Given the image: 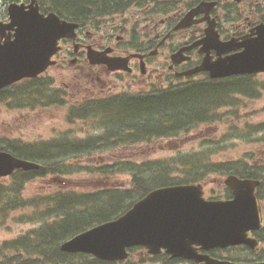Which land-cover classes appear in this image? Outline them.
Returning <instances> with one entry per match:
<instances>
[{"label":"trees","instance_id":"16d2710c","mask_svg":"<svg viewBox=\"0 0 264 264\" xmlns=\"http://www.w3.org/2000/svg\"><path fill=\"white\" fill-rule=\"evenodd\" d=\"M49 1L50 3L47 2L49 8L45 7L48 11L71 22L95 18L97 13L101 12L100 5L92 6L99 0H90L87 10L83 9V0ZM108 1L112 3L113 0ZM78 10H83V12H76ZM39 81L34 79V82ZM40 84L44 87L39 91H45L48 86ZM239 87L240 85L236 81L216 82L207 78L200 82H190L147 96H113L111 99L88 102L79 107L72 106L69 118L78 117L81 119L89 115L101 114L105 120L106 135L113 136L115 141L120 137L127 142L146 141L151 137L168 138L208 124L212 120L211 117L215 110L223 107L231 94L243 92L239 91ZM36 91L31 94L30 91L19 93L0 90V101L10 98L17 102H21V100L35 101L36 97L43 96ZM54 96L43 97L47 100H45L46 102L55 104L59 100L57 93ZM260 127L264 129V125ZM123 131H125L124 134ZM105 139L107 138L93 137L77 141L62 139L29 144L19 140L0 139V151L40 165L38 170L15 171L8 178L3 179V183L2 180L0 181V217L8 210H15L22 207L23 204L31 209L34 208V211H38L42 206L44 208L42 210L44 213L41 211L36 213L43 220L41 226L0 247V254L2 250L17 252L13 257H9L4 264H113L97 260L86 254L64 253L60 251L59 247L76 234L122 215L135 201L144 197L152 189L177 184L201 183L211 174H222L221 176L238 174L241 177L256 179L261 177V173H257L252 169L253 167L240 164V162L212 164L204 161L201 157L197 160V155H189L173 161L174 163L157 162L140 166L133 163H121L118 165L120 166L118 172L131 176L129 187L124 189L111 187L87 193L56 192L28 201L20 197L24 186L30 181L58 174L62 177L70 173L75 167L73 164H66L64 159L71 155L94 151ZM181 168L186 171H180ZM177 172L181 179L176 180L172 177ZM258 239L260 242H264V233L260 232ZM138 250L142 249H130L128 259ZM248 252L255 255L254 252ZM21 253L24 258L16 259L15 256H19ZM209 255L231 262L260 260L258 259L260 255L257 259L220 258L215 252H211ZM144 256L150 258V261L160 258L162 264L182 262L179 259H169L167 255L149 256L145 254ZM185 263L195 264L191 261Z\"/></svg>","mask_w":264,"mask_h":264},{"label":"rangeland","instance_id":"374dc122","mask_svg":"<svg viewBox=\"0 0 264 264\" xmlns=\"http://www.w3.org/2000/svg\"><path fill=\"white\" fill-rule=\"evenodd\" d=\"M13 1L0 0V21H6V6ZM40 1L44 7L49 8L47 3H50L49 0ZM144 1L146 2V0L139 1V4L145 3ZM132 11H134L133 8L122 14H113V11H104L105 13L101 11L100 14L98 12L95 18L86 22L81 35L88 38L85 36V32L89 31L96 39L104 41L106 36L112 34L115 28L124 31L130 41H132L133 36L139 41L136 33L140 38L144 35L139 28L136 32L133 31L134 16L131 14ZM135 16H139V14L136 13ZM46 76L49 79L52 77L54 81L49 86L50 89L46 88L45 91L39 90L44 87L40 83L45 84L46 80L39 82L23 81L21 84L7 88V91L19 93L30 91L32 94L37 90L36 92L46 97H50V95L55 97L54 92H57L60 102L57 101L55 104L46 102L47 100L43 96L36 97L35 101L21 100V102H17L12 98L0 101V139L19 140L27 144L62 139L68 141L87 140L93 137L107 139L101 141L102 143H99L94 151L71 155L64 159L66 164H73L75 167L70 173L62 177L59 174L51 175L27 183L20 194V197L26 201L36 197H46L56 192L87 193L106 190L111 187L124 189L129 187L131 176L118 172L120 169L118 165L121 163H133L139 166L157 162L172 163L189 155H197V160L201 157L204 161L212 164L240 162V164L253 167L252 169L261 173L264 178V129L260 127L264 125V76L252 81L258 91H250L251 93L246 97L242 96L243 94L240 92L231 94L227 103L215 110L211 117L212 120L208 124L200 125L188 132H180L176 136L168 138L151 137L141 142H127L122 137L115 141L113 136H107L105 120L101 114L89 115L82 119L78 117L69 118L71 107L77 106L87 96V94L79 91L83 84H77L75 80L84 78V71L76 70L74 66L69 69L52 68ZM143 84L135 83V87L141 88ZM62 86L67 87L66 93L51 91V87L58 89ZM85 87H91L90 83ZM127 87L128 81L118 82L116 90L108 94L112 97L119 94L146 93V91H126ZM96 93L99 94L100 92L94 89L92 94L95 95ZM36 96L38 95L36 94ZM122 133L124 134L125 131ZM181 170L186 171L183 168ZM221 175L211 174L201 182L205 198L225 199L226 189L223 185L225 176ZM172 177L176 180L181 179L178 172ZM34 210V208L31 209L23 204L22 207L3 213V216L0 217V247L41 226L43 220L36 213L40 211L44 213L42 211L44 208L42 206L38 211ZM261 233H264V222ZM16 253L2 250L0 264H4L9 257H13ZM215 253L220 258L239 259H257L260 255L258 259L263 260L264 242H260L258 250L254 252L255 255L238 248L218 250ZM144 255V251L138 250L127 261L114 264L163 263L160 258L156 261H150V258ZM15 258L23 259L24 255L21 253Z\"/></svg>","mask_w":264,"mask_h":264},{"label":"water","instance_id":"95a60500","mask_svg":"<svg viewBox=\"0 0 264 264\" xmlns=\"http://www.w3.org/2000/svg\"><path fill=\"white\" fill-rule=\"evenodd\" d=\"M193 14L186 15L177 28L188 24ZM7 15L8 22H0V90L43 73L54 64L51 58L59 50L58 42L64 38L74 40L77 28V24L53 13H39L35 0L28 5L9 4ZM212 28L209 24L204 42L213 39ZM7 31H13V39L5 35ZM245 43L243 53L213 63L205 59L193 73L206 71L210 79H218L264 72V26L257 28V38ZM87 59L91 65L105 64L111 71L118 68L117 60L102 59L101 54L91 50ZM39 168L36 163L0 151V179L16 170ZM223 182L232 192L230 200H205L199 184L154 189L121 216L73 236L59 249L106 262L123 261L128 257V249L143 247L149 255L164 251L171 259L196 264H264L233 263L198 252L242 245L251 250L257 248V240L247 234L260 228L259 206L254 196L258 181L229 175Z\"/></svg>","mask_w":264,"mask_h":264},{"label":"flooded vegetation","instance_id":"af4514ba","mask_svg":"<svg viewBox=\"0 0 264 264\" xmlns=\"http://www.w3.org/2000/svg\"><path fill=\"white\" fill-rule=\"evenodd\" d=\"M29 1L21 2L28 4ZM36 1L40 10H43L44 6L41 1ZM139 1L143 0H113L112 3L108 0H99L92 5H100V11H113V14L129 12L133 8L134 11L131 13L134 16L133 31L136 32L139 28L144 35L140 38L136 33L139 41L134 36L130 41L124 31L115 28L104 41L96 39L89 31L85 32V36L88 38H84L81 32L90 18L74 22L78 25L76 39L73 41L61 40L59 42L60 49L52 58L55 62L54 65L35 80L44 79L47 80L49 86L53 84V78L49 79L46 76L52 68L69 69L74 66V69L84 71V78L75 80L77 84H83L79 91L87 96L76 107L88 102L111 99L113 96L110 97L108 93L116 90L118 82L124 81H128L126 91H146V93L115 96H147L209 78L206 71L194 73L193 71L200 67L205 59L213 63L243 53L246 49L245 42L257 38V28L261 25L264 26V0H146L145 3L140 4ZM82 4L86 5L83 9L87 10L90 0H83ZM196 10L199 11L195 12ZM80 11L83 12V10L76 12ZM193 12L188 24L177 28L185 16ZM136 13L139 16H135ZM209 24L213 25L212 34L214 37L210 42H204ZM225 44L230 45L226 46ZM89 50L101 54L102 59L117 60L118 68L111 71L105 64H89L87 60ZM262 76H264V72L233 75L212 80L216 82L236 81L240 85L241 90L239 89V91H243L240 93L246 97L251 93L250 91H258L252 81ZM23 81H34V79ZM20 82L19 84H21ZM89 83L91 87H85ZM135 83L147 84L137 88ZM94 89L100 93L93 95ZM3 91H7V89ZM51 91L66 93L68 90L67 87L62 86L58 89L51 87ZM233 176L238 179L259 181L254 188V196L259 206L261 227L256 231L249 232L248 235L258 240V244H260L258 238L259 233L263 230L264 222L263 175L258 179L241 177L238 174H233ZM225 189V199H231V190ZM241 249L250 251L246 247H241ZM216 250L218 251V249H213L207 252L198 250V252L209 254ZM163 255L165 256L161 253V256Z\"/></svg>","mask_w":264,"mask_h":264},{"label":"bare ground","instance_id":"6f19581e","mask_svg":"<svg viewBox=\"0 0 264 264\" xmlns=\"http://www.w3.org/2000/svg\"><path fill=\"white\" fill-rule=\"evenodd\" d=\"M136 2V1H135ZM120 10V9H119Z\"/></svg>","mask_w":264,"mask_h":264}]
</instances>
